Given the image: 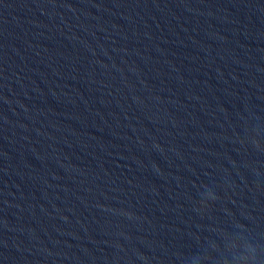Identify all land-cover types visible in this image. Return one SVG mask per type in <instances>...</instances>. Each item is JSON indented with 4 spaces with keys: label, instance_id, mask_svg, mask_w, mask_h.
<instances>
[{
    "label": "water",
    "instance_id": "water-1",
    "mask_svg": "<svg viewBox=\"0 0 264 264\" xmlns=\"http://www.w3.org/2000/svg\"><path fill=\"white\" fill-rule=\"evenodd\" d=\"M0 264H264V0H0Z\"/></svg>",
    "mask_w": 264,
    "mask_h": 264
}]
</instances>
